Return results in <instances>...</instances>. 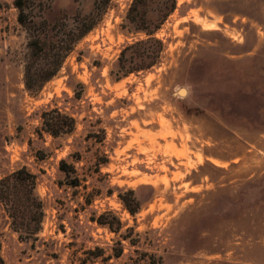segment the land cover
<instances>
[{
    "label": "rangeland",
    "instance_id": "rangeland-1",
    "mask_svg": "<svg viewBox=\"0 0 264 264\" xmlns=\"http://www.w3.org/2000/svg\"><path fill=\"white\" fill-rule=\"evenodd\" d=\"M144 1L150 20L170 7ZM133 2L36 0L46 43L70 47L42 53L14 0H0V181L35 178L18 226L0 201L3 261L264 264V0H175L150 36L127 20ZM148 38L163 44L160 63L123 76L142 47L123 51ZM63 49L56 74L28 91L25 67ZM55 109L74 119L70 134L42 130Z\"/></svg>",
    "mask_w": 264,
    "mask_h": 264
},
{
    "label": "trees",
    "instance_id": "trees-1",
    "mask_svg": "<svg viewBox=\"0 0 264 264\" xmlns=\"http://www.w3.org/2000/svg\"><path fill=\"white\" fill-rule=\"evenodd\" d=\"M109 2L110 0H102L103 5H106ZM145 3L146 1L144 0L141 2L134 0L133 7L130 8L127 14V20L134 24L137 29L142 30L146 35L150 36L152 35L153 31L157 30L163 24L169 14L174 11L176 3L175 0H170V7L167 13L158 16L153 20L146 18L139 11L140 6H143ZM14 6L18 12L17 22L26 30L29 35L30 49L32 48L43 53L45 49L51 50L55 48L56 45L59 46V44L62 46V48L63 46H66L68 50L70 49L66 42L67 40H58L56 44L51 42H48V44L46 43L45 38L47 32L49 31V27L41 16L42 11H40V9L37 10L36 8V0H14ZM94 25V22L78 24L73 34L71 44L79 41L94 27ZM55 26L63 27L65 24L63 22H56L54 24V27ZM149 42H154L157 45V49H155L152 56L146 53L144 47ZM139 47H142V50L136 53V57L139 59L140 65H138L137 68L125 70L122 74L123 76L128 75L131 71H146L160 63L163 44L160 40L153 38H148L145 41H138L132 46L125 48L122 54L131 48ZM63 50L65 52L57 56V60L50 64V66L47 68L40 67L32 70L31 66L25 67L24 86L28 91H38L44 83L51 80L65 59L66 50ZM147 59H150V61L146 62ZM73 129L74 119L68 115L60 113L56 109L44 112L42 114V130L53 137L70 134ZM34 190L35 178L26 169L17 170L0 181V201L5 205L9 217L12 219V223H14V225L21 224V220L26 218L31 210L30 208L32 207L31 205L26 207V205L23 204L20 193L24 191L28 195H32ZM29 200L30 199L28 197L25 198V201L29 202ZM0 264H5L1 254Z\"/></svg>",
    "mask_w": 264,
    "mask_h": 264
},
{
    "label": "bare ground",
    "instance_id": "bare-ground-1",
    "mask_svg": "<svg viewBox=\"0 0 264 264\" xmlns=\"http://www.w3.org/2000/svg\"><path fill=\"white\" fill-rule=\"evenodd\" d=\"M186 94V92H185V90L183 89V90H180V91H178V95H180V96H184Z\"/></svg>",
    "mask_w": 264,
    "mask_h": 264
}]
</instances>
